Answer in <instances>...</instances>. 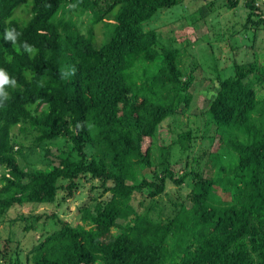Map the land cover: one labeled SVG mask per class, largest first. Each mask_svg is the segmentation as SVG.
<instances>
[{
  "label": "trees",
  "instance_id": "trees-1",
  "mask_svg": "<svg viewBox=\"0 0 264 264\" xmlns=\"http://www.w3.org/2000/svg\"><path fill=\"white\" fill-rule=\"evenodd\" d=\"M183 1L0 0V69L16 81L0 97V217L16 205L55 204L60 192L61 202L73 199L83 179L102 190L79 209L75 226L47 216L57 228L25 261L10 237L0 251L9 264H264V57L236 63L229 76L216 67L218 85L204 111L222 142L209 153L212 166L178 177L165 152L172 147L156 154L161 125L170 118L183 124L196 70L183 66L186 47L174 45L175 37L167 44L144 25ZM224 1L234 9L241 0ZM258 1L244 3L246 27L255 32L264 29ZM30 2L24 22L19 10ZM11 28L15 43L5 40ZM194 138L183 130L174 143L186 152ZM188 181L191 208L160 205L169 182ZM217 187L232 199L212 198ZM42 217L11 222L31 233Z\"/></svg>",
  "mask_w": 264,
  "mask_h": 264
},
{
  "label": "rangeland",
  "instance_id": "rangeland-1",
  "mask_svg": "<svg viewBox=\"0 0 264 264\" xmlns=\"http://www.w3.org/2000/svg\"><path fill=\"white\" fill-rule=\"evenodd\" d=\"M244 3L245 0H241L238 7L230 9L225 5L224 0H184L183 3L172 8L160 10L151 21L144 25L146 30L158 29L162 32L163 39L166 40L167 44H171L170 37H175L176 43L174 45L186 47L183 66L188 72L193 69L196 70V82L190 90L193 100L190 107L185 109L180 116L183 124L178 127L173 119L166 120L161 125L158 139L155 140V143L158 144L156 148L158 156L157 150L159 147H172L170 150L165 148V152L174 165L173 168L177 171L178 177L191 172L193 169L200 173L204 172V169L211 165L208 164L209 153L218 150V147L222 144L220 138L216 136V126L209 123L208 117L204 113L218 85L217 75L219 73H216L217 68L222 75L229 76L234 72L236 63L247 62L254 59V57H264V29L255 32L253 28L246 27L248 10L245 8ZM29 5H31V2L26 5L25 9L19 10L24 22L31 18L27 13V8H30ZM257 6L264 17V0H259ZM199 14L204 15L205 20L194 22L195 27L190 26L189 23ZM77 21L83 27L82 32L87 34L89 29L88 15H82ZM96 31L98 38L101 39L103 37L102 32L97 28ZM193 66H196L197 69ZM225 66L228 68H224ZM224 69L227 70L224 71ZM183 130H192L195 135L191 150L186 152H183L179 144L174 143L177 134ZM14 132L18 134L17 129ZM215 137L216 139H214ZM26 144L29 146L31 140H27ZM60 148L66 150L68 146L63 143ZM52 151L54 155L58 154L57 148H52ZM221 152H224V150H221ZM24 153L29 154L27 150ZM36 157L38 156L29 155L28 160H37ZM52 158H55V156ZM22 162L25 164L24 160ZM212 174L214 175L213 172ZM189 182L180 187L169 182L167 193L159 199L160 205L165 207L166 210H169L173 204L179 203H184L188 209L191 208L192 203L187 198L192 189V184ZM60 184L66 185L68 181L60 182ZM94 185L97 189L92 192L91 187ZM99 185L100 182L97 180L89 182L83 179L80 180V188L77 189L73 199L61 202L64 193L60 192L58 201L55 204L14 206L6 216L0 217V251L4 250L7 240L11 237L13 247H17L19 242V248L23 251L22 261H25L31 247L42 236L57 228L47 216L55 213L61 219L74 226L77 225L81 219L79 209L86 204L95 203L93 197L99 196L102 191ZM111 197L112 195L108 193L100 199L108 201ZM212 198L224 201L232 199L230 194L224 193L221 187L213 189ZM32 213L43 216L38 223L36 232L26 233L23 230L24 223L21 222L12 225L11 220L19 215ZM167 214L168 212H165L164 216L167 217ZM115 231L119 232V230ZM1 257L0 255V264H9ZM22 264L27 263L22 262Z\"/></svg>",
  "mask_w": 264,
  "mask_h": 264
},
{
  "label": "clouds",
  "instance_id": "clouds-1",
  "mask_svg": "<svg viewBox=\"0 0 264 264\" xmlns=\"http://www.w3.org/2000/svg\"><path fill=\"white\" fill-rule=\"evenodd\" d=\"M6 36L5 40L6 41H12V43L16 42V37L19 36V33L16 32L14 28L11 29H6L5 30ZM26 51L32 52L33 49L31 46L27 45L26 43L23 45ZM16 81L14 79H10L9 75L6 73L5 70L0 69V97L8 98V93L5 92V86L6 85H12L15 86Z\"/></svg>",
  "mask_w": 264,
  "mask_h": 264
}]
</instances>
